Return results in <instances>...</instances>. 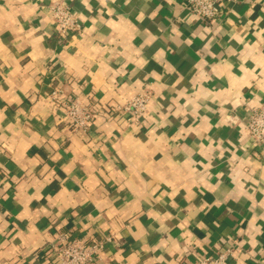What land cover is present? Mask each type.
<instances>
[{
    "label": "crops",
    "instance_id": "0c3cea01",
    "mask_svg": "<svg viewBox=\"0 0 264 264\" xmlns=\"http://www.w3.org/2000/svg\"><path fill=\"white\" fill-rule=\"evenodd\" d=\"M81 34L60 37L50 6ZM61 84L96 108L75 132ZM141 122L116 112L141 90ZM264 0L204 22L184 0H0V264H57L66 232L113 241L98 264H264Z\"/></svg>",
    "mask_w": 264,
    "mask_h": 264
},
{
    "label": "built area",
    "instance_id": "2783aa9c",
    "mask_svg": "<svg viewBox=\"0 0 264 264\" xmlns=\"http://www.w3.org/2000/svg\"><path fill=\"white\" fill-rule=\"evenodd\" d=\"M231 1L233 0H184L187 12L204 22L223 18ZM50 10L60 37L82 33L83 24L71 5L57 1L50 6ZM49 99L63 110L64 120L75 132L88 131L91 121L97 116L95 107L84 104L78 96L71 94L61 84L51 86ZM150 99L151 91L144 88L129 102L117 106L116 112L125 115L131 124L139 123L148 113ZM246 132L252 139L254 147L264 148V104L252 110L246 121ZM112 241L111 233L94 242H87L66 232L49 245L48 251L56 258L57 264H98L101 253ZM232 248L228 246L227 249L211 255L202 254L194 264H227Z\"/></svg>",
    "mask_w": 264,
    "mask_h": 264
}]
</instances>
